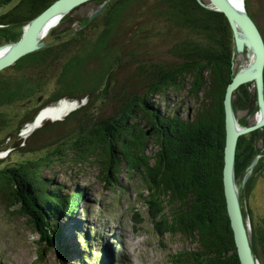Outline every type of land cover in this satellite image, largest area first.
I'll return each instance as SVG.
<instances>
[{"label":"trees","instance_id":"1","mask_svg":"<svg viewBox=\"0 0 264 264\" xmlns=\"http://www.w3.org/2000/svg\"><path fill=\"white\" fill-rule=\"evenodd\" d=\"M54 1L0 0V10L7 8L0 14V45L18 41L23 27ZM249 2L244 0L245 10L262 34ZM90 5L93 13L87 14L86 9L76 14ZM208 6L206 0H92L69 12L57 25L64 27L61 30L78 25V30H70L68 38L54 40L50 47L25 55L9 67L36 72L37 77L27 80L0 73L2 106L27 99L49 67L61 66L58 87L24 116L22 124L61 100L76 104L61 121L49 124L46 120L32 132V137L39 138L75 122L65 137L48 145L60 143L58 147L32 161L0 166V200L8 208L18 206V212L27 218L41 245L38 260L44 261V256L55 251L63 264L69 263L71 252L61 237L59 222L71 219L84 200L83 190L66 191L43 177V170L58 161L92 164L100 159L107 184L112 179L116 184L123 171L140 177L148 194L149 214L158 219L157 233L178 235L196 246L194 251L173 255L174 264H240L222 187L223 101L226 87L238 71L234 69L236 53L227 19ZM154 39L170 41L159 59H152L147 51ZM123 68L128 69L126 76L118 82L116 73ZM110 72L112 83L108 96L103 97ZM185 87L197 104L192 116L181 118L177 111H162L153 101L167 91L180 92ZM104 98L111 115L88 126L92 117L87 112ZM231 103L241 127L255 123L238 119L239 113L254 118L258 113L254 83L239 87ZM7 123L0 116V130ZM73 132L76 136L63 142ZM260 140H264V128L240 136L235 151L234 182L246 225L252 222V215L245 198L264 162V154L257 148ZM44 148L20 150L31 153ZM248 236L258 260L257 246L264 248V231L257 226ZM86 248L90 250L86 244L79 260H86Z\"/></svg>","mask_w":264,"mask_h":264},{"label":"rangeland","instance_id":"2","mask_svg":"<svg viewBox=\"0 0 264 264\" xmlns=\"http://www.w3.org/2000/svg\"><path fill=\"white\" fill-rule=\"evenodd\" d=\"M243 3L244 0L239 2L240 5ZM249 6L262 28L264 39V0H250ZM93 8L91 5L87 6L85 9L78 10L76 14L83 13L86 9L88 10L87 14L93 13ZM56 26L53 33H49L44 39L45 43H54L56 36L66 39L72 34L71 31L79 29L78 25L70 27L71 31L61 30L64 27ZM14 30H18V28ZM169 44V40L161 42L154 39L149 44L147 51L153 54L152 59H159L160 54ZM162 58L168 59L165 55ZM247 65L246 53H236L234 69L239 71L246 68ZM60 69L61 66L59 68L49 67L42 76L39 87L27 99L0 106V116L5 117L8 121L7 126L0 130V166L24 163L43 156L60 145L57 143L48 146L49 143L60 137H65L73 129L76 123L70 121L68 125L53 130L51 135L45 134L34 138L31 136L32 133L29 136L22 134L23 129L29 124H22L24 116L42 105L49 94L55 91L58 87L57 77L60 74ZM127 70L123 68L116 73L118 82L123 80ZM0 73L3 76L27 80L38 76L36 72H17L11 68ZM109 87L106 96H108ZM187 88L185 87L180 92L167 91L162 96H156L153 101L162 111L168 113L177 111L181 118L192 116L197 104L188 96ZM103 102L106 103L105 98L98 101L87 112L88 118L92 117V120L88 121V126L111 115L109 105ZM84 113H81V117L87 118V114ZM256 117L257 115L254 118L245 113L238 115V119L245 118L247 124L256 121ZM48 122L50 124L56 121L48 120ZM76 133H71L63 142L74 138ZM28 146L33 148L44 146L46 148L31 153L20 150L21 147ZM257 148L264 154V140L258 142ZM99 161L100 159H97L92 164H76L71 160L58 161L46 167L42 172L43 177L53 179L55 184L64 186L66 191L78 188L84 193V200L79 202L78 212L73 214L71 219L59 222L61 237L64 236L63 241L71 252L68 264H86L85 260L78 258L86 244L91 245V249L87 253L89 260H87L94 262L100 257V254L103 264H174L172 262L173 255L195 250L196 246L190 239L174 236L168 232L157 233L155 223L158 222V219L152 218V215L149 214L148 194L137 174L133 173L129 176L123 171L117 181L114 180L116 184H113L112 178L111 183L107 184ZM245 200L252 215V222L247 221L248 232H254V227L257 229V226L262 227L264 231V162L261 168L256 171L253 187L246 195ZM17 208L18 206L8 208L0 200V264H63L60 260L61 255H57L55 251L44 256V261L37 259V253L41 248L37 234L31 228L27 218L22 216ZM81 237L83 239L79 240ZM257 250L258 264H264V248L258 245Z\"/></svg>","mask_w":264,"mask_h":264},{"label":"water","instance_id":"3","mask_svg":"<svg viewBox=\"0 0 264 264\" xmlns=\"http://www.w3.org/2000/svg\"><path fill=\"white\" fill-rule=\"evenodd\" d=\"M92 0H56L38 16L29 21L22 29V35L16 42L0 45V72L11 67L21 57L50 47L45 43L47 33L53 24L58 23L65 15ZM209 9L222 13L228 21L234 40L235 53H246L248 65L235 73L226 87L224 108V148L222 167V187L226 213L233 233V240L240 264H258L254 257L248 236V226L244 223L234 182L235 151L238 138L257 129L264 128V39L255 22L245 10L244 3L236 6L231 0H206ZM0 10V14L5 11ZM99 9L94 13L97 16ZM51 29V30H50ZM60 39L56 36L54 40ZM111 72L107 75L102 96H106L110 84ZM254 83L258 113L256 121L249 127H241L232 109V95L242 85ZM41 112V111H40ZM39 112V113H40Z\"/></svg>","mask_w":264,"mask_h":264},{"label":"bare ground","instance_id":"4","mask_svg":"<svg viewBox=\"0 0 264 264\" xmlns=\"http://www.w3.org/2000/svg\"><path fill=\"white\" fill-rule=\"evenodd\" d=\"M231 1L234 5L238 7L241 6L239 4L241 0H231ZM58 23L53 24L51 29H53ZM48 34L49 32L47 33L46 37L48 36ZM75 107L76 104L74 102L61 101L57 106L48 107L41 110V112L37 114L35 119L23 129L22 131L23 136H27V135L29 136V134H31L35 129H37L40 125H42V123L45 122L46 120H51V121L60 120L66 114H68L73 109H75Z\"/></svg>","mask_w":264,"mask_h":264}]
</instances>
